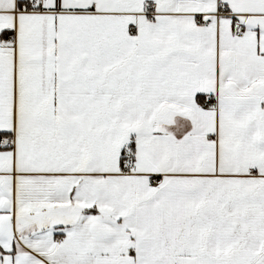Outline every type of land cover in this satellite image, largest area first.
Masks as SVG:
<instances>
[{
	"label": "snow or ice",
	"instance_id": "1",
	"mask_svg": "<svg viewBox=\"0 0 264 264\" xmlns=\"http://www.w3.org/2000/svg\"><path fill=\"white\" fill-rule=\"evenodd\" d=\"M0 264H264V0H0Z\"/></svg>",
	"mask_w": 264,
	"mask_h": 264
}]
</instances>
